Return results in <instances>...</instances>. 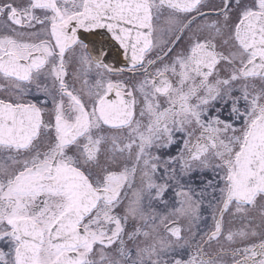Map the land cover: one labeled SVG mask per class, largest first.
Returning a JSON list of instances; mask_svg holds the SVG:
<instances>
[{"label": "snow or ice", "instance_id": "1", "mask_svg": "<svg viewBox=\"0 0 264 264\" xmlns=\"http://www.w3.org/2000/svg\"><path fill=\"white\" fill-rule=\"evenodd\" d=\"M0 264H264V0H0Z\"/></svg>", "mask_w": 264, "mask_h": 264}]
</instances>
